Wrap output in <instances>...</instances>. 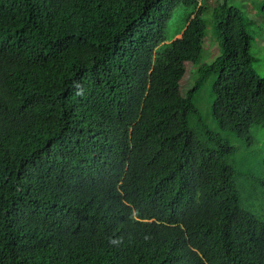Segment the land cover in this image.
Listing matches in <instances>:
<instances>
[{"label": "trees", "instance_id": "1", "mask_svg": "<svg viewBox=\"0 0 264 264\" xmlns=\"http://www.w3.org/2000/svg\"><path fill=\"white\" fill-rule=\"evenodd\" d=\"M206 3L0 0V264H264L222 136L264 126L253 22L218 3L200 64Z\"/></svg>", "mask_w": 264, "mask_h": 264}, {"label": "rangeland", "instance_id": "2", "mask_svg": "<svg viewBox=\"0 0 264 264\" xmlns=\"http://www.w3.org/2000/svg\"><path fill=\"white\" fill-rule=\"evenodd\" d=\"M206 12L203 18L206 23V39L204 52L200 64L211 63L219 53L216 34L213 31L211 10L220 2L243 11L253 22L248 28L252 37L250 52L256 58L254 70L259 77L264 78V1L263 0H206ZM176 12L170 23L169 31L176 26ZM197 67L186 66V73L180 81L181 92L185 94L197 79ZM194 76V78H193ZM212 79L206 80L200 89L196 106L202 113L206 125L213 131H218L215 121L210 115V108L214 99L211 92ZM236 148V154L229 161L234 167L244 172L249 179L250 186L239 194V205L242 209L250 211L255 216L264 219V126H257L251 130L250 141L237 139L233 134H222ZM248 170H250L249 173ZM246 178V179H247ZM249 188V189H248Z\"/></svg>", "mask_w": 264, "mask_h": 264}]
</instances>
